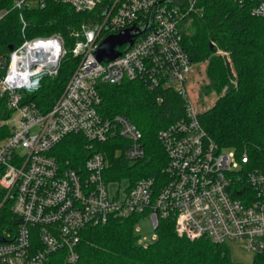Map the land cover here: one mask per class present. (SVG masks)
Returning a JSON list of instances; mask_svg holds the SVG:
<instances>
[{"label":"built area","instance_id":"built-area-1","mask_svg":"<svg viewBox=\"0 0 264 264\" xmlns=\"http://www.w3.org/2000/svg\"><path fill=\"white\" fill-rule=\"evenodd\" d=\"M202 0H14L11 11L65 4L77 12L95 11L72 52L79 56L54 104L41 111L29 101L42 72L56 73L65 53L63 39L25 35L0 49V208L13 219L0 228V264H46L55 253L67 263L78 260L77 245L85 227L111 218L149 219L158 237L159 219L171 218L178 234L235 244L253 253L264 249V156L262 162L219 147L206 133L187 83L194 63L182 43L181 27ZM264 17V0H234ZM145 27L132 44L104 61L94 56L101 41L122 30ZM11 46V47H10ZM231 62L229 53L217 50ZM52 67H55L53 70ZM45 74V75H46ZM141 80L150 89H172L185 102V115L159 129L157 138L168 161L165 182L151 176L130 181L108 178L110 163L95 143L116 142L115 156L135 162L145 156L141 130L124 114L100 112L99 86ZM159 100H161L159 98ZM34 129V131H32ZM85 138L92 151L71 165L53 153L67 135Z\"/></svg>","mask_w":264,"mask_h":264},{"label":"trees","instance_id":"trees-1","mask_svg":"<svg viewBox=\"0 0 264 264\" xmlns=\"http://www.w3.org/2000/svg\"><path fill=\"white\" fill-rule=\"evenodd\" d=\"M14 0H0V10ZM201 14L192 13L182 23V43L191 61L207 62L208 89L218 98L199 113L206 133L221 148L246 153L262 162L264 156V17L251 13L248 4L234 0H202ZM20 13L27 22L25 35L63 39L65 53L56 73L43 75L29 101L39 110H48L63 91L78 58L72 48L84 29L96 22L95 11L77 12L68 5L48 2L43 8L11 10L0 21V49L21 40ZM229 53L231 62L216 54ZM223 89V92L221 93ZM102 115H126L142 132L145 156L132 162L115 156L116 142L95 143L110 163L108 178L130 181L143 176L154 177L157 186L165 182L167 153L157 138L159 129L185 115L183 98L172 89L150 90L141 80H123L99 86ZM159 98L161 100H159ZM5 114H0V118ZM78 134L64 137L54 148L61 161L81 164L92 149ZM3 190L0 187V202ZM8 212L3 205L0 212ZM135 216L111 218L99 225L85 227L77 245L78 260L67 263L63 253H55L46 264H239L228 244L205 237L180 235L171 218L159 219L158 237L147 245L137 242L133 225ZM251 264H264V249L254 253Z\"/></svg>","mask_w":264,"mask_h":264},{"label":"rangeland","instance_id":"rangeland-1","mask_svg":"<svg viewBox=\"0 0 264 264\" xmlns=\"http://www.w3.org/2000/svg\"><path fill=\"white\" fill-rule=\"evenodd\" d=\"M92 24H94V22L87 25H92ZM76 57L78 58L79 61V56ZM206 65H207L206 61L195 62L192 67V72L188 79V83L186 85L188 95L192 103L198 109L199 112H203L204 110L211 107V105L219 96L216 90L211 88L208 89L206 87L209 84V80L206 75ZM222 92L223 89L221 93ZM32 131H34V129ZM12 219H13L12 214L6 211L0 212V228H4L6 224L9 223ZM139 226L140 229L136 232V234L140 236L139 241L141 243L142 242L147 243L148 242L147 238L150 237L153 233L150 220L147 218L140 219ZM229 248H230L231 257L235 262H238L239 264H251L253 262L254 259L253 252L247 251L242 246H238L235 244H229Z\"/></svg>","mask_w":264,"mask_h":264},{"label":"water","instance_id":"water-1","mask_svg":"<svg viewBox=\"0 0 264 264\" xmlns=\"http://www.w3.org/2000/svg\"><path fill=\"white\" fill-rule=\"evenodd\" d=\"M145 30V27L138 30L136 28H129L122 30L118 34H111L105 37L101 43L97 46V48L94 50V56L98 60H110L119 55V51L116 50V46H121L124 43H129V45L132 44L135 37L142 33ZM11 47V46H10ZM55 67H52L53 70ZM46 72H42L39 76L45 75Z\"/></svg>","mask_w":264,"mask_h":264}]
</instances>
